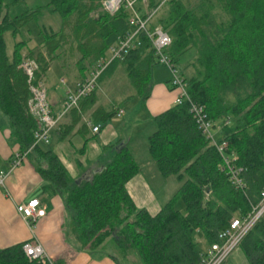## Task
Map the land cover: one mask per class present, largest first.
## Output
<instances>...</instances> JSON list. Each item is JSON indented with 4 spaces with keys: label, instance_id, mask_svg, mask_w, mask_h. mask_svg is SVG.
<instances>
[{
    "label": "trees",
    "instance_id": "obj_1",
    "mask_svg": "<svg viewBox=\"0 0 264 264\" xmlns=\"http://www.w3.org/2000/svg\"><path fill=\"white\" fill-rule=\"evenodd\" d=\"M102 1L46 0L34 10L10 17L0 0V111L9 118L21 152L32 144L35 130L28 110L30 84L20 68L27 42L15 43L9 55L5 34L15 38L29 23L37 22L42 11L62 19L60 32H41L39 46L45 55L39 50L26 55L37 64L31 82L36 85L43 81L55 51L70 36L79 49L89 51L84 57L96 62L129 31L123 6L112 16L100 13L90 18ZM192 1L187 8L181 0H137L136 9L141 16L155 12L149 28H161L170 36L167 54L178 67L191 101L202 105L214 122L228 120L234 125V132L223 141L227 152L236 156L235 164L244 169L245 192L234 189L228 180L220 155L198 130L187 103L173 105L153 118L149 155L163 177L172 176L180 184L155 216L137 209L127 193L126 184L137 175L138 166L123 145H117L101 171L80 182L69 176L50 150L37 146L28 157L38 152L45 159L46 168L36 167L46 182L43 190L62 199L67 231L83 249L110 241L140 264H198L201 251L196 236L210 246L232 218L247 214L250 204L259 200L264 188V0ZM81 38H86L84 44ZM123 63L132 85L144 96L151 69L157 65L148 41ZM95 113L104 122L116 115L102 109ZM24 244L0 249V264H48L28 260ZM241 246L250 264H264V217Z\"/></svg>",
    "mask_w": 264,
    "mask_h": 264
},
{
    "label": "crops",
    "instance_id": "obj_2",
    "mask_svg": "<svg viewBox=\"0 0 264 264\" xmlns=\"http://www.w3.org/2000/svg\"><path fill=\"white\" fill-rule=\"evenodd\" d=\"M94 2L97 4V1ZM95 13L97 16H94ZM98 16L99 9L90 13V18L96 19ZM53 26L43 29L48 33H57L62 29V25H58V28ZM65 33L70 35V28H66ZM85 41L86 38H81L80 44H84ZM27 47L28 45L22 51L23 57L33 50H39L45 55L39 44L32 49ZM12 52L13 49L10 55ZM88 52L79 49L78 43L70 36L67 43L55 51V57L44 75V87L47 84V73L52 63L57 60H64L62 66L69 71L67 86H73L83 79L89 71L88 68L95 64L94 58L84 57L90 54ZM72 56H75L76 63L70 68L68 58L72 59ZM123 61L117 62L109 69L113 70L118 65H123L126 69ZM129 82L131 83L130 78ZM46 94L51 111L58 113L63 105L65 89L62 90V94L56 91L49 93L47 90ZM175 97L176 92L171 88L170 80L165 85L156 83L149 87L144 96H140L141 101L132 102L133 107L124 110L117 107L113 99L102 100L97 85L93 98L90 101L86 100L85 103L81 101L78 109L71 110L51 133L50 144L42 148L50 150L58 158L72 179L83 181L89 180L90 176L101 171L116 152L117 145H123L138 166L137 175L126 184L127 193L137 209L155 216L180 187L174 177H163L160 174L148 151V138L155 130L153 118L173 107ZM97 109L115 114L122 111L123 114L121 117L115 115L104 122L100 119L101 116L95 113ZM88 124L99 125L100 132L92 134ZM214 124L215 138L218 142L235 129L232 123L225 125L222 120ZM229 127L232 131L224 134V129ZM21 151L22 146L13 136L9 118L0 111V172L8 174L5 186L0 188V249L36 240L50 260L56 264H121L118 258L126 259L128 264H140L133 254L124 255L119 252L118 257L108 243H106L108 247L105 245L96 251L83 249L77 245L67 231V212L62 199L59 195L43 190L46 182L36 171L39 165L47 167L43 156L34 152L19 167L9 172L11 161ZM33 200H38V220L33 227H29L18 214L17 207ZM203 244L205 249L201 254L208 248L204 241ZM224 264H250V261L240 246Z\"/></svg>",
    "mask_w": 264,
    "mask_h": 264
},
{
    "label": "built area",
    "instance_id": "obj_3",
    "mask_svg": "<svg viewBox=\"0 0 264 264\" xmlns=\"http://www.w3.org/2000/svg\"><path fill=\"white\" fill-rule=\"evenodd\" d=\"M136 3L137 0L102 1L103 11L111 16L118 12L122 6L125 8L128 12L127 25L129 31L105 51L83 79L73 86H67L63 105L58 113H53L50 109L43 81L36 85L31 83L34 72L37 70L35 60L27 57L22 58L20 68L27 75L30 84L31 97L28 102V110L35 120V130L32 144L25 152H20L14 156L9 172L19 167L34 148L50 144L51 133L71 110L78 109L80 102L92 95L101 75L113 63L123 61L132 51L140 49L144 40H146L153 50L156 64L162 65L170 71V86L176 92L174 105L188 104L189 112L192 114L198 130L220 155L222 170L228 180L234 189L244 193L246 189L243 179L244 169L235 164L236 156L227 152V143L223 140L219 142L216 140L214 121L209 118L202 105L191 101L187 94V85L181 78L178 67L167 54V50L172 43L170 36L161 28L151 30L149 24L155 12L147 16H141L136 9ZM60 83L65 85L67 82L62 79ZM122 114V111H117L116 116L121 117ZM228 123V120L225 121V125ZM88 125L91 127L92 134L96 135L100 132L99 125ZM7 175L0 172V188L5 186ZM37 206L38 200H33L26 205L22 204L17 207L18 214L29 227H33L38 220ZM263 217L264 188L260 192L258 202L250 204V211L247 214L232 218L227 228L217 234L216 241L200 255L198 264H224ZM23 252L30 261L52 264L45 250L36 240L25 243Z\"/></svg>",
    "mask_w": 264,
    "mask_h": 264
},
{
    "label": "rangeland",
    "instance_id": "obj_4",
    "mask_svg": "<svg viewBox=\"0 0 264 264\" xmlns=\"http://www.w3.org/2000/svg\"><path fill=\"white\" fill-rule=\"evenodd\" d=\"M182 3L187 7L190 8L192 6L193 1L192 0H181ZM3 3L5 4V13H7L10 17L18 16L21 14H24L26 12H29L31 10L36 9L37 7H40L46 3V0H3ZM147 6V3H146ZM99 9L100 13H105L103 11V8ZM49 16V13L46 11H42V14L40 15L39 19L34 22L29 23L26 27H24L20 33L13 38L10 33H6L4 36L5 44H6V50L7 53L10 55L13 46L15 43L25 41L27 42V49H32L33 47L37 46L41 43L43 40V35L41 32L43 31V28L47 26L54 25V28H58V25H62V20L58 15H54L53 17H47ZM111 16L110 14H108ZM94 16H97V13L94 14ZM68 29V28H67ZM48 32V31H47ZM26 57V56H25ZM66 58V57H65ZM126 59V58H125ZM62 63H64V60H57L52 63L49 72L47 73V81L45 84V90L47 92L56 91L58 93L62 94V90L67 88V83L65 85L61 84L60 81L64 79L66 82L68 81V73L69 71L62 66ZM76 63L75 56H72V59L68 58V67H72ZM121 63V62H120ZM89 67L88 69H90ZM112 70V69H110ZM108 71L97 83L98 85V94L101 97L102 100H109L113 99L115 102V105L119 108H122L124 110L128 109L130 110L133 107L132 102H138L141 101L140 95L132 85V83L129 82V77L127 74V71L123 65H118L115 67L112 71ZM171 74L170 71L165 68L162 65H155L152 68L151 72V78H150V84L149 87L152 85H156V83L166 84L168 80H170ZM221 124V122H219ZM232 131V128H225L224 134H228ZM92 178L90 176L89 180ZM199 250L203 252L205 249V246L202 241L201 235H197ZM109 240V239H108ZM108 245H111V249H113V253L118 257H120L119 251L116 249V246L112 243L110 244V241H107ZM106 241L97 244L95 247H93L90 251H96L99 248H102V246L107 245ZM108 245L106 247H108ZM91 248V247H90ZM108 248L109 250H111ZM132 259V257H130ZM121 264H128L126 259L118 258ZM52 264H56L52 260Z\"/></svg>",
    "mask_w": 264,
    "mask_h": 264
},
{
    "label": "water",
    "instance_id": "obj_5",
    "mask_svg": "<svg viewBox=\"0 0 264 264\" xmlns=\"http://www.w3.org/2000/svg\"><path fill=\"white\" fill-rule=\"evenodd\" d=\"M80 182V181H79Z\"/></svg>",
    "mask_w": 264,
    "mask_h": 264
}]
</instances>
